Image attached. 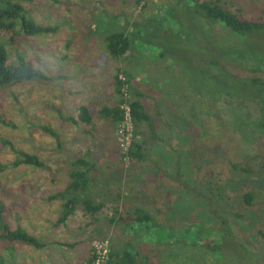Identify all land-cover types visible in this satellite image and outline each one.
Segmentation results:
<instances>
[{"label": "rangeland", "instance_id": "rangeland-1", "mask_svg": "<svg viewBox=\"0 0 264 264\" xmlns=\"http://www.w3.org/2000/svg\"><path fill=\"white\" fill-rule=\"evenodd\" d=\"M46 1L26 16L56 32L19 34L12 53L13 61L22 56L45 79L0 90V116L10 124L0 125V162L10 165L16 158L6 141L45 163L43 169L9 167L0 174L5 218L12 229L19 225L39 237L44 248L15 244L12 252L0 244V257L11 264H88L95 246L119 248L131 238L109 223L113 210L128 217L142 206L158 226L143 239L153 244L141 247L148 255L150 248L158 251L151 264H264L257 234L264 228V176L258 173L264 157V34L237 38L248 53L229 64L226 48L234 37L228 30H206L197 14L178 21L192 0H141L142 10L137 0ZM220 3L247 20L264 17V0ZM120 22L134 23L127 30L131 50L113 58L105 37L120 30ZM116 68L140 84L143 107L156 123L155 141L144 129L139 137L147 151L141 163L121 159L117 127L98 115L116 103ZM82 106L91 125L64 119L76 117ZM43 126L56 132L60 147ZM86 152L102 166L100 186L108 183L101 189L105 197L93 193L105 207L92 216L77 208L56 225L61 201L46 199L69 182L67 162ZM249 192L252 206L243 201Z\"/></svg>", "mask_w": 264, "mask_h": 264}, {"label": "trees", "instance_id": "trees-1", "mask_svg": "<svg viewBox=\"0 0 264 264\" xmlns=\"http://www.w3.org/2000/svg\"><path fill=\"white\" fill-rule=\"evenodd\" d=\"M41 1L44 0H0V90L18 83H29L45 79V74L41 70L32 67L22 56L17 54V60L13 61L12 55L14 44L19 34H23L25 37H33L42 33L56 32L57 28L40 26L26 16L27 12L31 11V7L39 4ZM50 1L54 0H47L46 2ZM192 1L194 2V6L189 7L187 12L191 19L193 14H197L200 21H202L200 25L202 27L205 26L206 30L211 32V30H216L217 25H222L221 27H224L233 35L234 41H229L226 48V61L229 64L241 62L245 59L244 54L248 53L238 47L239 43H236L237 38L243 40L255 34H264V17L258 18L259 20H247L223 8L220 0ZM140 2L141 0H137L136 4L139 5ZM133 25L134 23L132 22L127 23V25L122 23L120 30H111L105 37V48L111 57L123 58L131 50V38L127 30ZM191 28L192 26L188 27L190 31ZM233 45H236L238 48ZM223 50L224 48L221 50V55H223ZM211 60L213 61V56ZM214 60L216 61V57ZM120 76L122 79H120ZM135 85L136 82L128 77L125 71L116 68L112 78L113 95L117 98L116 103L111 107L103 106L98 111V115L110 123L113 128H116L124 119V111L121 109V106L123 104L128 105L133 133L126 154L120 157L122 160L126 159L131 163H141L146 161L147 152L145 148L146 141L139 139L143 133V129L144 132H149L152 141H155L157 136L156 123L151 119L142 104L141 99L144 98V94L140 93ZM87 110L86 107H79L76 117L65 116L64 119L78 127L82 124L91 125L92 118ZM0 125L9 126L10 124L0 116ZM42 131L54 138L57 147H60L56 132L48 129L47 126H43ZM2 144L9 147L16 155V158L10 165L0 162V174L8 170L9 167L14 169L20 166L35 167L37 169H43L45 167V163L39 156L17 150L6 141H3ZM67 163L70 165L69 182L62 191L54 193L46 199L49 202L61 201L60 214L55 222L56 225L65 224L75 214L77 208H81L85 214L92 216L102 211L106 204V201L93 202L89 198H86L89 191L101 187L98 182H100V178H104L102 166L93 161L87 152ZM234 168H239L246 173L249 172V169H246V167L240 168L234 166ZM259 168L258 173L264 176V157L260 161ZM103 183L102 186L107 187L108 183ZM252 194L249 192L243 195V201L246 206H252L254 199ZM116 197L118 198L119 195H116ZM238 217L241 218L242 216L238 215ZM109 223L114 225L113 227L116 228L115 231L118 233L124 232L126 235L131 236V238L127 240L124 246L119 248L111 246L109 248L107 264H151L157 258L158 251L150 248L153 253L148 255L142 253L143 250L141 249L143 246L149 247L150 244H153L150 241L145 243L143 239L147 234L150 235V229L158 228V226L156 227L157 224H155L152 214L145 207L135 208L132 216L128 217L121 216L118 209L115 208L109 218ZM149 223H152L153 227ZM257 234L264 243V228L259 229ZM160 237L157 242H159ZM135 238H140L141 240L136 241ZM0 244L5 246V251L10 250L12 252L13 245L15 244L25 245L37 250L44 248V243L39 237L32 235L19 225L14 229L8 225L5 218V209L1 199V193ZM65 246L72 247L70 244H66ZM94 259L95 256L93 254L88 259V262L91 264ZM10 261L11 259L0 257V264H11Z\"/></svg>", "mask_w": 264, "mask_h": 264}, {"label": "built area", "instance_id": "built-area-1", "mask_svg": "<svg viewBox=\"0 0 264 264\" xmlns=\"http://www.w3.org/2000/svg\"><path fill=\"white\" fill-rule=\"evenodd\" d=\"M120 79L121 76H120ZM126 94V92H125ZM121 109L124 111V119L117 127V140H118V146L123 154H126L132 138L133 133V127L132 122L130 118V110L127 104H123L121 106ZM107 255L108 250L106 249V246L104 245H97L95 246L94 250V256L95 259L93 263L91 264H107Z\"/></svg>", "mask_w": 264, "mask_h": 264}, {"label": "crops", "instance_id": "crops-1", "mask_svg": "<svg viewBox=\"0 0 264 264\" xmlns=\"http://www.w3.org/2000/svg\"><path fill=\"white\" fill-rule=\"evenodd\" d=\"M164 1H166V0H164ZM187 2H189V0H186ZM236 1V3H239V0H235ZM146 5H145V3H141L140 2V8L142 7V9L145 7ZM189 8V7H188ZM188 8L186 9V14H177V18H178V20L179 21H181V22H184V21H186L190 16H188L189 14L187 13L188 12ZM141 9V10H142ZM126 56V55H125ZM124 56V57H125ZM137 83V82H136ZM143 83H144V81H142V84L141 85H143ZM140 85V84H139ZM138 84H137V86H139ZM145 85V84H144ZM137 86L135 85V87L137 88ZM141 100H144V98H142ZM143 104V103H142ZM103 188V186L102 187H97V188H95V189H93V190H91V191H89V194H87L86 195V198H89L91 201H93V202H99V201H94L93 200V197L95 196L93 193H95L96 191H99V190H101ZM107 192V191H106ZM106 192L105 191H100V195L101 196H105L106 195ZM51 196V195H50ZM90 196V197H89Z\"/></svg>", "mask_w": 264, "mask_h": 264}, {"label": "clouds", "instance_id": "clouds-1", "mask_svg": "<svg viewBox=\"0 0 264 264\" xmlns=\"http://www.w3.org/2000/svg\"><path fill=\"white\" fill-rule=\"evenodd\" d=\"M108 252H109V250H108ZM94 254V252L92 253V255ZM108 260V259H107ZM88 264H90L89 262H88Z\"/></svg>", "mask_w": 264, "mask_h": 264}]
</instances>
